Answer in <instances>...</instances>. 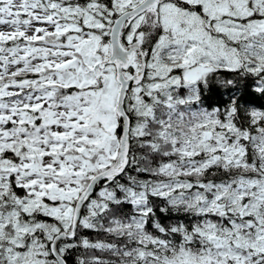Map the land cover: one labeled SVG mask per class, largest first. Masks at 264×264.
Here are the masks:
<instances>
[{
    "label": "snow or ice",
    "instance_id": "1",
    "mask_svg": "<svg viewBox=\"0 0 264 264\" xmlns=\"http://www.w3.org/2000/svg\"><path fill=\"white\" fill-rule=\"evenodd\" d=\"M0 264H264V0H0Z\"/></svg>",
    "mask_w": 264,
    "mask_h": 264
}]
</instances>
